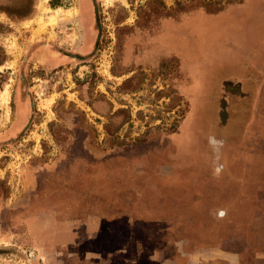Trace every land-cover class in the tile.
Segmentation results:
<instances>
[{
    "label": "rangeland",
    "instance_id": "374dc122",
    "mask_svg": "<svg viewBox=\"0 0 264 264\" xmlns=\"http://www.w3.org/2000/svg\"><path fill=\"white\" fill-rule=\"evenodd\" d=\"M263 48L264 0H0V264H264Z\"/></svg>",
    "mask_w": 264,
    "mask_h": 264
},
{
    "label": "crops",
    "instance_id": "0c3cea01",
    "mask_svg": "<svg viewBox=\"0 0 264 264\" xmlns=\"http://www.w3.org/2000/svg\"><path fill=\"white\" fill-rule=\"evenodd\" d=\"M252 8H250V10H251ZM83 17V16H82ZM91 16H90V14H89V11H88V13H87V15L85 16V18L83 17V21H82V19H81V21L80 20H78L79 21V23H81V25L84 27V28H88L89 27V25H90V21H91ZM240 38V37H239ZM240 40V39H239ZM262 52H264V48L263 49H260L259 51H256L255 52V56H254V59H252V62H253V64H256V63H258V62H261L263 59V56H262ZM242 88V87H241ZM258 88V87H257ZM260 88V87H259ZM97 222H94V224H92V228H96V231H97V224H96ZM92 228H91V230L90 231H92ZM155 253H157V251H155ZM152 259H153V261H155L154 259H156V257H153V256H150ZM202 258V257H201ZM203 262V260H201V259H199L197 262H194V263H191V264H201ZM132 264H134V263H132ZM138 264V263H137ZM157 264H174L173 262H159V263H157ZM229 264H239V263H235V262H233V263H229Z\"/></svg>",
    "mask_w": 264,
    "mask_h": 264
},
{
    "label": "bare ground",
    "instance_id": "6f19581e",
    "mask_svg": "<svg viewBox=\"0 0 264 264\" xmlns=\"http://www.w3.org/2000/svg\"><path fill=\"white\" fill-rule=\"evenodd\" d=\"M43 1L45 2L46 0H43ZM60 10L61 9H50V12H51V18L50 19L51 20L50 19L49 20L51 21L52 24H55L56 23ZM42 23H44V22L41 21V24Z\"/></svg>",
    "mask_w": 264,
    "mask_h": 264
},
{
    "label": "trees",
    "instance_id": "16d2710c",
    "mask_svg": "<svg viewBox=\"0 0 264 264\" xmlns=\"http://www.w3.org/2000/svg\"><path fill=\"white\" fill-rule=\"evenodd\" d=\"M52 6H56V3H50ZM2 64V62H0V65Z\"/></svg>",
    "mask_w": 264,
    "mask_h": 264
}]
</instances>
